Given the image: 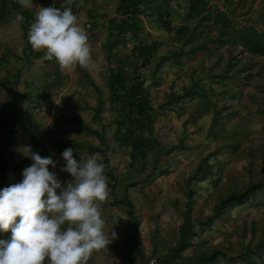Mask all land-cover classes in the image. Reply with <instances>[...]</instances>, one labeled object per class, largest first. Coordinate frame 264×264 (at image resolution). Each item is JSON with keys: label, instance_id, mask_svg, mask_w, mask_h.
Segmentation results:
<instances>
[{"label": "rangeland", "instance_id": "374dc122", "mask_svg": "<svg viewBox=\"0 0 264 264\" xmlns=\"http://www.w3.org/2000/svg\"><path fill=\"white\" fill-rule=\"evenodd\" d=\"M144 1L129 12L134 15L131 23L121 13V0H74L71 8L73 14L86 10L82 26L89 37L94 66L103 64L106 74L123 72L127 78L136 77L149 90L153 122L149 130L139 132L149 149L137 154L121 145L120 134L126 128L121 125L124 118L119 104L109 95H92L97 88L88 70L77 67L71 71L75 83L66 79L57 83L60 87L44 85L55 88L57 94L45 96L41 109L45 127L40 138L49 152L47 157L56 162L49 171L56 174L62 187L74 179L62 171L66 148L73 149L78 163L97 153L98 162L105 165L109 196L101 205L104 231L113 228L117 238L108 248L94 251L88 264L155 263L177 246L187 211L196 237L182 252L185 262L198 264L200 258L219 252L214 260L202 264H264V186L241 202L216 210L230 196L264 182V83L251 73L237 79L236 70L243 67H220L218 56L190 51L191 41L183 45L184 53L177 55L180 66L165 64L172 58L168 56L171 43L175 49L181 45L172 37L174 31L179 35L182 30L189 32L196 21L189 23V28L184 25L183 11L169 12L171 4L167 6L165 0ZM183 1L177 0L175 8L182 7ZM62 3L56 0V5ZM209 21L203 20V26L197 23V30L205 31ZM214 31L205 32L212 38ZM201 34L206 37H194L206 40L208 35ZM160 42L166 46L142 56L143 46L152 51ZM195 79H202L198 88L203 95L197 93L193 100L182 98L173 106L171 95L182 97L181 92ZM237 85L252 95H225L230 86ZM9 181L19 183L21 175ZM125 196L138 220L140 252L131 244L133 219L123 202Z\"/></svg>", "mask_w": 264, "mask_h": 264}, {"label": "clouds", "instance_id": "9594fccd", "mask_svg": "<svg viewBox=\"0 0 264 264\" xmlns=\"http://www.w3.org/2000/svg\"><path fill=\"white\" fill-rule=\"evenodd\" d=\"M17 2L24 9L34 7L33 0ZM73 2L63 0L60 8L37 7L28 42L62 71L91 70L92 48L72 12ZM24 19L17 12L13 23ZM21 151L33 163L24 169L21 182L0 190V232H11L9 241L0 240V264H88L94 251L108 248L117 238L113 228L104 231L101 205L109 196L105 165L98 162L97 153L78 163L73 149L66 148L62 171L74 179L62 187L49 171V166L56 167L51 157H42L30 146Z\"/></svg>", "mask_w": 264, "mask_h": 264}, {"label": "crops", "instance_id": "0c3cea01", "mask_svg": "<svg viewBox=\"0 0 264 264\" xmlns=\"http://www.w3.org/2000/svg\"><path fill=\"white\" fill-rule=\"evenodd\" d=\"M47 2L48 7H61L56 5V0H33L32 9L22 8L17 0H0V190L4 186L16 184L14 182L11 184L10 179L16 180L21 175L22 180L24 169L32 165L33 161L22 153L23 147L30 146L33 152L39 153L42 157H47L49 154L45 143L40 138L43 137L41 132L45 127L41 109L45 96L53 94L54 97L57 94H54L55 88L44 85H58L57 83L60 84L66 79L74 83L77 81L75 76L72 78L71 71H62L55 60L42 59L44 53L34 51L28 42L30 25L35 20L37 7H47ZM176 2L177 0H165L164 4L167 6L171 4L169 12L183 11L184 25L189 28V23L196 22L189 32L182 35L174 31L172 37L181 45L175 49L176 45L171 43L168 49L171 52L169 51L168 56H171V53L175 55L171 56L172 58L165 64L172 66L171 63H174L180 66L181 63L176 56L184 53L183 45L191 41L190 51L202 50L209 52V55L218 56L217 61L220 67L230 66L233 69L243 67L242 71L236 70L239 73L238 77L236 76L237 79L251 73L257 78L256 81L264 83V56L249 54L237 37L241 30L264 31V0H185L180 3L183 5L178 9L175 8L179 4ZM98 10L96 11L97 17L101 19ZM17 12L25 17L22 24L13 23ZM85 12L86 10H83L80 14H74L81 24L85 21L83 18L86 16ZM218 13L226 19L224 24L214 23ZM206 18L210 21L205 31L215 30L212 38L205 31L197 30V23L201 24ZM201 25L203 26L204 22ZM203 32L208 35L207 39L198 41L194 36L206 37L201 34ZM158 39L160 40V37ZM215 40L218 44L212 43ZM164 44L160 42L156 50H161L163 46H166ZM92 70L87 71L92 79V85L97 88L92 95H110L109 72L105 73L103 64L94 66ZM227 72L221 77L226 78ZM67 74H69L68 78L65 77ZM239 86L241 85L230 86L225 95H252L253 92L246 93V89ZM261 90L264 94L263 87ZM203 93L204 91L198 95H203ZM51 148L55 153L56 146L53 145ZM10 239V231L0 232V240L9 241Z\"/></svg>", "mask_w": 264, "mask_h": 264}, {"label": "trees", "instance_id": "16d2710c", "mask_svg": "<svg viewBox=\"0 0 264 264\" xmlns=\"http://www.w3.org/2000/svg\"><path fill=\"white\" fill-rule=\"evenodd\" d=\"M140 1L141 0H121V13L123 12V15L127 17V22L131 23L132 19L130 18H134V15H131L129 12H133L134 10H136L138 5L141 4ZM225 21L226 19L224 18V16L221 13H218L216 15L214 23L224 24ZM182 32L183 34L185 33L183 30ZM237 37L249 54L264 56V31L258 32L254 29L241 30L238 32ZM155 46V48H152V51L151 48L143 46L140 51L145 52V55L142 56H150L151 52L156 51L158 47V45ZM174 55L175 53H171V56ZM126 76L127 74H124L123 72H110L109 98L112 102H117L119 104L120 115H122L124 118L121 125L126 128V130L123 134H120L121 145L129 147L132 152L143 154L144 151L149 149L150 145L146 143V140L142 139L139 132L143 130H149L151 128L150 126L153 122L152 112H154V109L151 106L149 90L144 89L142 82L139 81L136 77L127 78ZM200 83L201 80L199 79L191 81L189 86L183 90L182 97L175 98V96L172 97L171 95L170 102L173 104V106H177L178 103H180V100L182 101V98H189L193 100L197 93H201L203 91L198 88V86L201 87ZM206 108L208 109V106H206ZM157 153H161V150L159 148H157ZM263 186L264 182H262L261 184L249 186L248 189L242 194L232 195L228 199L221 202L218 207H216V210L224 209L227 204L241 202V200L262 189ZM3 188H5V186ZM190 194L191 193H189L188 197H190ZM123 202L128 205V214L133 219L134 234L131 238V244L137 252H140L137 242L138 237L136 233L138 220L133 216L132 205L127 196L124 197ZM194 237H196L195 227L191 222L190 212L187 211L185 215V222L179 230V242L177 246L170 254L159 258L155 261V263L152 264H189L188 262H185V258L182 256V252L191 245V241L194 239ZM219 255H221V253L214 252L209 257L200 258L197 263H207L211 260H214V258Z\"/></svg>", "mask_w": 264, "mask_h": 264}]
</instances>
